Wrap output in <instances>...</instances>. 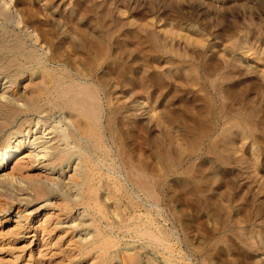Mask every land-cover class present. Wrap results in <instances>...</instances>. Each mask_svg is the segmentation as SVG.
<instances>
[{
    "label": "rangeland",
    "instance_id": "rangeland-1",
    "mask_svg": "<svg viewBox=\"0 0 264 264\" xmlns=\"http://www.w3.org/2000/svg\"><path fill=\"white\" fill-rule=\"evenodd\" d=\"M0 59L24 67L16 94L35 71L98 105L84 112L98 138H76L89 186L109 191L102 252L59 249L38 226L63 211H37L27 187L47 171L18 156L0 181V264H264V0H0Z\"/></svg>",
    "mask_w": 264,
    "mask_h": 264
},
{
    "label": "bare ground",
    "instance_id": "bare-ground-1",
    "mask_svg": "<svg viewBox=\"0 0 264 264\" xmlns=\"http://www.w3.org/2000/svg\"><path fill=\"white\" fill-rule=\"evenodd\" d=\"M10 57H12V54ZM9 59H11V58H9ZM12 59H13V57H12ZM12 59H11V62H12ZM13 61H14V59H13ZM15 61H17V58ZM3 62H4V60H3ZM10 65L11 66H9V68L7 67L6 63H4V66H3V63L0 65V74H1L2 78L5 79L4 81L2 80V82H3L2 85L0 83V100L2 101V103L0 104V140H1V142H0V181L7 178L6 177L7 173L5 170L8 167L12 166V164L15 165L14 163L17 162V158L20 155H24V157L28 158L26 160V163H28L31 167L35 164L33 167H37L40 170H43V168H44L47 171V172L44 171L45 172L44 174L39 173V175L37 174L38 175L37 177H28L27 187L33 189L32 191H34L35 194L37 195V197L35 199H37V200L40 199V201H42V203L44 202L43 204L37 206L36 208H34V207L33 208L37 209V211H39L38 210L39 208L48 206V207H52L53 209H57L58 211H63V213L61 215L60 214L54 215L51 213L50 214L47 213L46 214L47 216L44 215V217L42 218V220H41L42 224L38 227H40V230L43 233V237L45 236V238L42 237L44 239L43 241H45L44 243H52V241H53V243H54L53 245L56 244V245L60 246L59 249H61V246H64V244L67 247H71V248L73 246L72 249H74V251H75V249H77L80 253V256H84V258L89 259V260H90V258L93 259L94 253L96 254L97 252H102L103 246H104V244L102 245V243H105V240L102 238V235L105 233V227H103L102 224L105 223V218H106V215L108 216V214L106 213L107 210H105L103 208L102 203L105 200V198L108 197L107 194L109 191L106 190L107 185H105V187L103 185V187H104L103 188V194L101 196L97 197L95 192H94V188H92V186H89V182L87 181L89 174L87 173V165L85 164L86 160L85 161L83 160V156L85 154H83V150L81 149V145L78 143L80 140L77 141L78 139L76 138V134L80 135V137L81 136L88 137L89 133H91V131L89 132V130L92 128L90 124L93 122L90 121L91 123H89L88 122L89 120L87 119L90 116L87 113V111L89 110V107H86V108H88V109H86L87 111L82 110V109H85V107H84L85 104H82L84 102V100H82V97L83 96L85 97V94L84 95L80 94V95H82V96H80L79 93H84V92H79L81 89L79 91H77V89H75V85L72 84L73 82L69 83V85H67L64 82H62L60 79L53 78V77L46 79L45 81H42L43 86L38 87L39 82H34V84L32 82L30 83V80L32 79L33 75L35 74V71H31L29 77L26 79H23V81H22V82H24V84H22L21 87H23L25 89L23 92L27 93L25 91L29 90L28 91L29 93L25 94V96H23L21 94H16L13 92L14 91L13 87L16 83V77L17 76L12 75L13 73L11 74L10 72H13V70H14V71H16V73H23V72L25 73V71H24V67H22L20 65V63H18V64L13 63ZM13 66H15V69H12ZM26 70H27V68H26ZM8 72H9V74H8ZM5 73H7V74H5ZM94 76H95V74H94ZM58 77H60V76L58 75ZM80 78L82 79L81 76H80ZM36 81H37V79H36ZM72 81H73V79H72ZM77 86H79L78 82H77ZM94 90H96V89H94ZM81 91H83V90H81ZM23 92H22V94H23ZM88 92H89V90H88ZM88 92H86V93L89 94L88 99H90V93H88ZM96 94H98V93H96ZM96 94H95V97L98 98V96H96ZM92 95H93V92L91 93V96ZM55 96H57V98H60L61 100H63V102H62L63 104L61 106L59 104L60 108H63V109L65 107L70 108L67 115L59 116L60 115L59 114L58 115L59 117H56V118H51L49 116V111H51V110L47 107V105L51 102L50 100ZM92 97H94V96H92ZM94 98H92V100ZM99 98H101V97H99ZM84 99H86V97ZM98 99H97V101L100 104L101 102H99ZM94 100H93V102H94ZM50 104H53V101ZM81 104L84 105L83 106L84 108L82 107V109H81ZM88 106H89V103H88ZM97 106H94L95 107L94 115L92 113H90L91 116H96L95 114L98 113V112L96 113ZM52 107L50 106V108H52ZM56 109H59V108H56ZM56 109H54V111ZM63 109L61 111H63V113H64L65 111ZM98 109L100 111V108H98ZM101 109H102V107H101ZM85 111L87 113V116L89 115L87 118H86V115L84 113ZM91 111L93 112V110H91ZM88 112H90V111H88ZM91 116L89 118H91ZM97 118H98V115H97ZM90 120H92V119H90ZM98 120L99 119H97L96 121H98ZM92 121H94V119ZM94 125H98V123L97 124L95 123ZM103 126H105V125H103ZM103 126L101 125V127H103ZM91 130L94 131V129H91ZM104 131H102V132H104ZM94 133H91V134H94ZM98 133H100V131ZM94 135L96 137V134H94ZM98 136H99V134H98ZM92 138H94V136H92ZM96 138H98V137H96ZM103 140H104V138H103ZM103 140L101 139V141H103ZM101 141H97V142H101ZM94 143L95 142L93 139V144ZM92 146H94V145H92ZM87 148H90V147H87ZM88 151H89V149H88ZM100 153H101V151H100ZM15 160H16V162H15ZM90 162L91 161H89V163ZM23 164H25V163H23ZM15 169H13V170H15ZM101 169H102V167H101ZM89 170H90V168H89ZM21 171H23V170H20V172ZM92 172H89V173H92ZM10 176L11 175H9L8 178H10ZM11 177L14 178L17 176L14 174ZM19 181H20V179H19ZM103 181H104L103 184L106 183L105 180H103ZM20 182H22V181H20ZM100 184H101V179H100ZM2 186L4 187V185L0 184V187H2ZM121 186H123V185H121ZM134 187H135V185H134ZM134 187H133V189H134ZM137 187H138V185H137ZM107 189H108V187H107ZM118 189L119 188H116L115 190L117 191ZM133 189H132V191H133ZM129 190H127V192ZM145 190L146 189H144L143 191H145ZM55 192L59 193L61 195L62 200L61 199H60L61 201L58 200L60 203H58L56 201H52V199L54 197L49 198L50 194L51 193L54 194ZM124 192L126 193L125 189H124ZM147 195H148V193H147ZM116 197L119 198V196H116ZM136 197H137V195H136ZM131 198H132V196H131ZM112 199H114V198H112ZM122 200H124V199H122ZM128 200L130 201L129 198H128ZM22 201L24 202V199ZM32 201H34V199H32ZM26 204H27V202H26ZM106 205H107V203H106ZM147 205H150V204H147ZM27 209L28 208H26L25 210H27ZM112 210H114V209L112 208ZM32 211H33V209L31 211H29L28 213H31ZM115 212L116 211H114V213ZM33 213H35V212H33ZM33 213H31V214H33ZM149 214H151V213H149ZM62 215L64 217H62ZM16 216H18L17 220L22 219V218H24V219H27V218L30 219L31 218L32 219V217H34V216H27L26 214L24 215L23 211H18ZM117 216L118 215H116V217ZM128 218H130V217H128ZM120 219H121V221H119L120 223L125 222V220H124V222H122L123 221L122 218H120ZM120 219H118V220H120ZM124 219H126V218H124ZM131 220H132V218H131ZM17 222H19V220ZM21 223L22 222H20L19 224H21ZM109 225H111V224H109ZM136 226L137 225L135 224L134 227H136ZM16 227L17 226H15V228ZM137 227H140V226H137ZM12 228L14 229V227H12ZM24 228H25V226H24ZM130 228H132V227H130ZM151 231H153V230H151ZM140 233H142V232H140ZM60 234H64V235H60ZM66 234H69V236L66 239L64 238L65 240L63 241V236H66ZM149 234H150V231H149ZM153 234H151V235H153ZM58 235H60V236L57 237ZM142 235H145V234H142ZM111 241L113 243H115L112 239H111ZM108 243H110V242H108ZM49 245L50 244H48V246ZM108 246L111 247L110 244H108ZM105 248H106V245H105ZM68 250H70V248ZM110 250H109V252H110ZM69 253H70V251H69ZM76 253L74 255H76V257H78V259H79V254H76ZM41 254H43V253H41ZM120 254H121V252H120ZM44 255H45V252H44ZM121 256H122V254H121ZM71 257H72V259L74 258L72 255H71ZM92 261H94V260H92ZM102 261H103V259H102ZM122 262H124V261H122ZM125 262H126V260H125ZM66 263H68V262H66Z\"/></svg>",
    "mask_w": 264,
    "mask_h": 264
}]
</instances>
